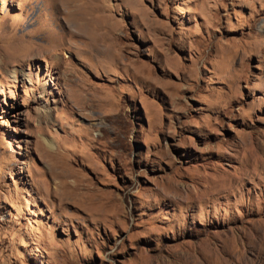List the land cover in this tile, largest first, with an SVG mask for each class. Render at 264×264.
<instances>
[{"label":"rangeland","instance_id":"rangeland-1","mask_svg":"<svg viewBox=\"0 0 264 264\" xmlns=\"http://www.w3.org/2000/svg\"><path fill=\"white\" fill-rule=\"evenodd\" d=\"M0 264H264V0H0Z\"/></svg>","mask_w":264,"mask_h":264}]
</instances>
